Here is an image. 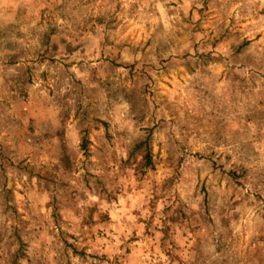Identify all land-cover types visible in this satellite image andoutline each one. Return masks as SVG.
I'll return each instance as SVG.
<instances>
[{
  "label": "rangeland",
  "instance_id": "1",
  "mask_svg": "<svg viewBox=\"0 0 264 264\" xmlns=\"http://www.w3.org/2000/svg\"><path fill=\"white\" fill-rule=\"evenodd\" d=\"M0 264H264V0H0Z\"/></svg>",
  "mask_w": 264,
  "mask_h": 264
}]
</instances>
